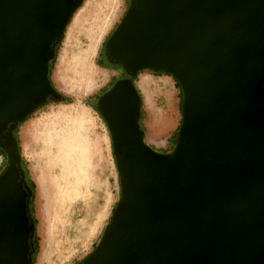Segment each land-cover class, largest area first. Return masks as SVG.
Wrapping results in <instances>:
<instances>
[{
	"label": "water",
	"instance_id": "1",
	"mask_svg": "<svg viewBox=\"0 0 264 264\" xmlns=\"http://www.w3.org/2000/svg\"><path fill=\"white\" fill-rule=\"evenodd\" d=\"M83 0H0V133L50 100L45 60ZM106 53L182 92L175 148L142 141L132 81L100 97L120 195L80 264H264V0H133ZM0 174V264H30L19 154Z\"/></svg>",
	"mask_w": 264,
	"mask_h": 264
},
{
	"label": "rangeland",
	"instance_id": "2",
	"mask_svg": "<svg viewBox=\"0 0 264 264\" xmlns=\"http://www.w3.org/2000/svg\"><path fill=\"white\" fill-rule=\"evenodd\" d=\"M132 1L81 2L50 71L53 88L67 101L45 102L18 129L22 166L34 184L33 264H79L97 245L119 199L110 133L96 108L98 98L121 77L99 60ZM142 77L150 80L149 88L140 83ZM133 84L142 102L138 124L144 142L156 153H172L181 125L180 89L172 77L152 71L140 72ZM166 91L174 106L169 117ZM7 165L0 152V174Z\"/></svg>",
	"mask_w": 264,
	"mask_h": 264
},
{
	"label": "trees",
	"instance_id": "3",
	"mask_svg": "<svg viewBox=\"0 0 264 264\" xmlns=\"http://www.w3.org/2000/svg\"><path fill=\"white\" fill-rule=\"evenodd\" d=\"M79 7V5H77L73 10H72V12H71V15L73 14V12L77 9ZM71 19V18H70ZM69 19V20H70ZM69 22V21H68ZM68 24V23H67ZM113 32V31H112ZM112 32H111V34H112ZM110 34V35H111ZM109 35V36H110ZM61 39H62V36H61V38L58 40V42L54 45V48H53V50L52 51H50L49 52V54L47 55V58H46V60H45V65H46V69H47V75H46V77H47V80H48V84H49V87L51 88V90H52V94L54 95V98H52V99H50V100H44V101H42L41 103H39L38 105H35V106H33L30 110H29V112H28V114H27V116H26V118L25 119H23L20 123H18L17 125H15L12 129H10V135H11V138H12V140H13V142H14V145H15V148H16V151L18 152V154H19V162L21 161V163L22 164H24L23 163V160H22V158H21V153H20V148H19V142H18V129H19V127H20V125L22 124V123H24L25 122V120L26 119H28V117L32 114V112L34 111V110H36V109H38L41 105H43L45 102H47V101H51V100H55V99H61L62 101H67V98L65 97V96H63L62 94H60L59 92H57L54 88H53V86H52V84H51V82H50V71H51V69H52V67H53V65H54V62H55V60H56V56H57V51H58V47H59V44H60V42H61ZM104 54L106 55V57H109L108 55H107V53H106V49H104ZM101 63V65H102V67H104V68H110L109 66H107V65H105V64H103L102 62H100ZM115 65H117V64H115ZM124 73L120 76V77H123V76H125V77H127V78H125V79H128V80H130V81H134V79H135V77L140 73V72H142V71H151V70H142V71H139V72H137L134 76H130L128 73H126L119 65H117ZM153 73H157V74H161V75H165V76H170V75H168V74H166V73H164V72H161V71H152ZM171 77V76H170ZM173 79V78H172ZM120 80V79H119ZM174 80V79H173ZM114 84V83H113ZM174 84L180 89V91H181V88H180V86H179V84L174 80ZM113 86V85H112ZM112 86L110 87V89L112 88ZM109 89V90H110ZM108 90V91H109ZM106 93V92H105ZM105 93H103L102 95H104ZM181 93V102H182V92H180ZM136 94H137V98H138V100H139V106H138V111H137V114L135 115V120H136V123H137V126H138V129L142 132V141L144 142V131H143V128H142V125H140V124H138V118H139V116L140 117H142L143 116V113H142V102H141V97H140V94H139V91L136 89ZM101 95V96H102ZM100 96V97H101ZM100 97L98 98V101H97V108H96V110H97V112L99 113V108H98V106H99V103H100ZM99 115H100V113H99ZM101 117V116H100ZM101 119H102V117H101ZM178 131H179V128H178ZM177 140V139H176ZM2 153V152H1ZM170 153H167V154H164V155H169ZM2 155H4L3 153H2ZM22 173H23V175H24V182H23V187H24V189L28 192V195H27V199H26V209H27V216H28V218H29V220H30V223L32 224V227H33V230H32V233H31V237H30V239H29V244H30V250H29V258H30V264H33V260H34V256H35V254L37 253V240L35 239V237H34V232H35V223H34V220H33V218H32V216H31V211H30V204H31V202H32V199H33V190H34V184H33V182H31V181H29V179L28 178H26V171L24 170V168H23V171H22ZM115 208V207H114ZM114 208H113V210H114ZM113 210H112V212H113ZM94 248H95V246H94ZM81 263V262H80ZM79 263V264H80Z\"/></svg>",
	"mask_w": 264,
	"mask_h": 264
},
{
	"label": "flooded vegetation",
	"instance_id": "4",
	"mask_svg": "<svg viewBox=\"0 0 264 264\" xmlns=\"http://www.w3.org/2000/svg\"><path fill=\"white\" fill-rule=\"evenodd\" d=\"M99 61L102 62L103 64L109 66L113 70L117 71L120 76L124 73L117 65H115V63L112 61V59L110 57H106V55L104 54V51H103L102 57L100 58ZM125 78H127V77L123 76L120 78V80L125 79ZM49 98H54V95L53 94L49 95ZM8 143L11 145H14V142H13L11 135H10V127L9 126H7L6 129L2 133H0V152H2L4 154L7 162L9 160L8 153L6 151V145ZM18 165H19L20 172L22 173L23 166H22L21 161L20 162L18 161ZM23 178H24V175H23ZM27 194H28V192H27Z\"/></svg>",
	"mask_w": 264,
	"mask_h": 264
},
{
	"label": "bare ground",
	"instance_id": "5",
	"mask_svg": "<svg viewBox=\"0 0 264 264\" xmlns=\"http://www.w3.org/2000/svg\"><path fill=\"white\" fill-rule=\"evenodd\" d=\"M140 83L145 85V86H148V88H149L151 82H150V80L145 79L144 77H142ZM165 95H166V103H167V111H165V113H166L167 117H169V115L171 114V111L173 112L172 108H174V106H172L171 94L166 91ZM173 101H175V100H173ZM151 110H153V109H150V111Z\"/></svg>",
	"mask_w": 264,
	"mask_h": 264
},
{
	"label": "crops",
	"instance_id": "6",
	"mask_svg": "<svg viewBox=\"0 0 264 264\" xmlns=\"http://www.w3.org/2000/svg\"><path fill=\"white\" fill-rule=\"evenodd\" d=\"M166 77H168V76H166Z\"/></svg>",
	"mask_w": 264,
	"mask_h": 264
}]
</instances>
